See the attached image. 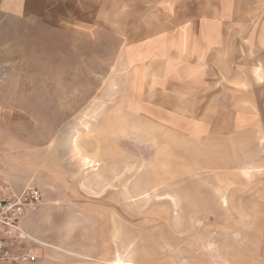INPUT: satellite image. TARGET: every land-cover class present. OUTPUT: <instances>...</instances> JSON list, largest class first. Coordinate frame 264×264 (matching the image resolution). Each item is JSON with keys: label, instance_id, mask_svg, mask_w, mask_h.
I'll use <instances>...</instances> for the list:
<instances>
[{"label": "rangeland", "instance_id": "374dc122", "mask_svg": "<svg viewBox=\"0 0 264 264\" xmlns=\"http://www.w3.org/2000/svg\"><path fill=\"white\" fill-rule=\"evenodd\" d=\"M121 46L0 13V172L42 193L21 214L34 264H264V131L231 129V97L148 112Z\"/></svg>", "mask_w": 264, "mask_h": 264}, {"label": "crops", "instance_id": "0c3cea01", "mask_svg": "<svg viewBox=\"0 0 264 264\" xmlns=\"http://www.w3.org/2000/svg\"><path fill=\"white\" fill-rule=\"evenodd\" d=\"M0 13L99 24L120 36L148 112L195 113L205 95L231 97V129L264 131V0H0Z\"/></svg>", "mask_w": 264, "mask_h": 264}, {"label": "built area", "instance_id": "2783aa9c", "mask_svg": "<svg viewBox=\"0 0 264 264\" xmlns=\"http://www.w3.org/2000/svg\"><path fill=\"white\" fill-rule=\"evenodd\" d=\"M1 187V186H0ZM42 193L29 188L20 195L0 199V264H34L38 260L35 251L41 241L24 227L21 214L25 204H40Z\"/></svg>", "mask_w": 264, "mask_h": 264}, {"label": "bare ground", "instance_id": "6f19581e", "mask_svg": "<svg viewBox=\"0 0 264 264\" xmlns=\"http://www.w3.org/2000/svg\"><path fill=\"white\" fill-rule=\"evenodd\" d=\"M88 160L87 159H85V162H87ZM116 264H134V263H126V262H124V261H122V260H117L116 262H115Z\"/></svg>", "mask_w": 264, "mask_h": 264}]
</instances>
